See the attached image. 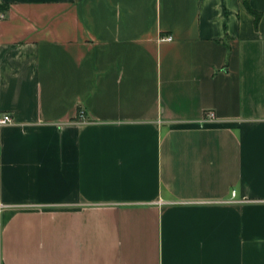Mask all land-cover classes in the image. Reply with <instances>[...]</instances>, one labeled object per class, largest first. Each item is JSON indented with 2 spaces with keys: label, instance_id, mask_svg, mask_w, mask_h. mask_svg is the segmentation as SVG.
I'll return each instance as SVG.
<instances>
[{
  "label": "crops",
  "instance_id": "obj_1",
  "mask_svg": "<svg viewBox=\"0 0 264 264\" xmlns=\"http://www.w3.org/2000/svg\"><path fill=\"white\" fill-rule=\"evenodd\" d=\"M247 3L0 0V264H264Z\"/></svg>",
  "mask_w": 264,
  "mask_h": 264
},
{
  "label": "built area",
  "instance_id": "obj_2",
  "mask_svg": "<svg viewBox=\"0 0 264 264\" xmlns=\"http://www.w3.org/2000/svg\"><path fill=\"white\" fill-rule=\"evenodd\" d=\"M163 40H171V36L170 35L163 36ZM78 117L81 119L83 118V112L82 111L78 112ZM214 118H215V114L213 111L209 110V111L205 112V114H204L205 120H212ZM11 122H12V117L9 113L0 114V126L4 125V124L11 123ZM1 208H2V203H1V187H0V210H1Z\"/></svg>",
  "mask_w": 264,
  "mask_h": 264
},
{
  "label": "trees",
  "instance_id": "obj_3",
  "mask_svg": "<svg viewBox=\"0 0 264 264\" xmlns=\"http://www.w3.org/2000/svg\"><path fill=\"white\" fill-rule=\"evenodd\" d=\"M243 2H244L246 7H249L248 3H247V0H243ZM0 8H2V6H0ZM250 11H251V13H253V15L255 16L256 19L259 17V15L256 12H253L252 10H250Z\"/></svg>",
  "mask_w": 264,
  "mask_h": 264
}]
</instances>
